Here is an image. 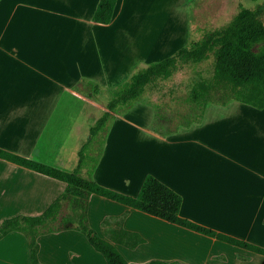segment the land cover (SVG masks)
Returning <instances> with one entry per match:
<instances>
[{
	"label": "rangeland",
	"instance_id": "1",
	"mask_svg": "<svg viewBox=\"0 0 264 264\" xmlns=\"http://www.w3.org/2000/svg\"><path fill=\"white\" fill-rule=\"evenodd\" d=\"M91 1L0 0V39L12 42L21 54L31 58L28 59V67L17 70L20 73L13 79L21 89H15L14 85L8 89L9 83L0 84L8 91L7 99L0 94V105L2 100L9 101L8 97L15 96L22 89H28V95L24 92L22 96L32 98L43 89H49L46 103L55 101V106L58 103L54 115L55 119H61L62 127L54 137V150L48 156L52 160L56 158V163L68 169L76 164L78 150L88 137L89 127L105 109L109 96L107 89L115 87L139 68L200 38L204 31L226 24L239 4L258 8L264 22V0H126L125 12L116 14L114 28L109 30L93 24L91 13L96 1L94 5ZM97 41L101 42L100 52L94 51ZM40 65H44L46 74L42 86L41 77L33 72V67ZM116 66L119 70L112 71ZM107 67L110 71L106 70ZM210 70V61H205L178 71L162 82L161 89L146 91L141 100L111 121L107 134L112 131L123 135L118 159L132 176L144 172L158 177L156 174H163L165 169L179 176L180 168L191 169L195 176H208V180L230 181L238 185L264 182V108L261 112L232 101L222 110L218 104H211L204 113L202 124L186 130L182 126L177 128L187 106L176 97L184 96L192 83L209 75ZM83 75L86 76L79 77ZM81 78L94 81L102 90L93 97L88 96L90 87L80 82ZM58 84H62L61 89ZM58 88L59 94H53V90ZM74 89L81 94H75ZM64 90L84 101L72 98ZM8 108L9 105L5 113ZM156 130L171 131V134L163 135ZM62 154L71 157V164ZM51 155H55L54 158ZM10 167L0 161V184L5 182V174L11 176L8 172L15 171ZM86 172L84 167L82 174L87 175ZM162 176L160 178L164 182ZM167 177L173 179L174 173ZM177 180L179 177L174 181ZM42 183L38 184L48 187ZM99 198L93 195L92 205L98 206ZM9 201V198L0 196V222L21 210L20 207L9 206ZM70 211L65 202L62 213ZM90 225L94 226L93 221ZM111 227H115V221H111ZM12 232L0 242V264H30L26 237L20 232ZM15 235L18 241L11 243L10 238ZM56 235L54 238L60 239L55 241L44 235L41 242L51 244L49 247H60V253L67 255L68 250L82 252L83 258L92 255L93 264H106L103 256L78 230L71 229ZM64 248L70 249L61 250ZM118 249L126 259L131 258L129 249L124 246ZM42 258L46 260L44 255ZM45 264L54 263L47 259Z\"/></svg>",
	"mask_w": 264,
	"mask_h": 264
},
{
	"label": "crops",
	"instance_id": "2",
	"mask_svg": "<svg viewBox=\"0 0 264 264\" xmlns=\"http://www.w3.org/2000/svg\"><path fill=\"white\" fill-rule=\"evenodd\" d=\"M92 1L93 5L95 1L96 3L93 7L91 17L98 3V0ZM126 6V0H116L111 21L107 24L92 21L93 24L104 26L109 30L114 28V18L116 14L118 12L124 13V7ZM72 17L75 18L76 16ZM68 18H70V16ZM11 43L12 42H8L6 39H0V53L3 51V54L0 55V84L7 85L9 83L8 89L13 85L15 89H21L20 84L15 80L13 81V79L20 73L17 72V70H24L28 67V59L31 58L28 55L21 54L16 45H12ZM100 43L101 42L97 41L94 51H101L99 46ZM106 70L110 71L108 67ZM114 70L117 72L119 68L117 66L113 67L112 71ZM33 72L37 74L38 78L39 76L41 77L42 86L44 84V76H46L44 65L33 67ZM84 76L86 75L79 77ZM59 86L61 89L62 84H58V87ZM2 88L3 87L0 86V94H2L3 99H7L6 94H8V91ZM36 89L39 88L36 87ZM60 89L53 90V94H59ZM27 90L28 89H22L16 92L15 96L8 97L9 101H1L0 147L62 169H73L77 164V160L76 164H73L72 168L68 169L60 166V164H58L59 162L56 163V158H54L55 155H51L54 160L50 159L48 156L49 152L54 150L52 144L54 142V137L60 133L62 127L61 119H55L56 117L54 115L55 109L58 108V103L57 106H55V101L54 103L50 101L48 104L46 103L48 99H46L45 96L49 89L47 91L43 89L40 91V94L34 98L22 96L24 92L28 95ZM74 91L75 94H81V92L78 90L76 91V89H74ZM63 92L68 91L64 90ZM12 93L13 92H11V95H13ZM69 93L84 101L71 91H69ZM231 102L232 101L225 106L219 105V107L223 110V108L228 107ZM4 104H6L5 107ZM7 105H9L10 109L8 108L9 110L5 113ZM259 110L262 112L263 109ZM203 122L204 121L193 124L192 128ZM190 127L185 128V130L190 129ZM122 138V134H113L112 131L108 133L105 138L103 152L98 162L92 170L91 162H87V164L82 167L81 174L83 168L86 167L87 175L91 170V178L94 177L93 179L101 185L129 195H136L145 174L142 172L138 176H132L128 168L121 165L118 154L122 147ZM57 154L58 153H56V156ZM62 157L70 164L73 161L70 156L66 157L65 154H62ZM0 161L15 168V171L8 172L11 176L5 174L6 180L0 184V196L5 199L9 198V206L21 208V210H18L20 212L17 214H40L65 187L63 181L4 159ZM167 170L168 169H165L163 174L159 172V174L156 175L158 179L160 175H163L164 183L169 184V187L181 195L180 216L209 227L217 232H222L252 243L254 242L264 247V182L253 185L248 183L238 185L230 181L208 180V176L203 174L195 176L191 172V169L186 170L179 168V176L175 174L176 172H168ZM169 173H174L173 179L167 177ZM177 177H179V180L174 181ZM160 179L162 181V178ZM39 182H43L42 184L48 185V187H42L38 184ZM172 182L173 184H171ZM93 195L97 194H92L88 200L87 219L89 225L93 221L94 226H90L95 229L101 237H105L102 233V228L104 227L102 225L103 220L108 217H116L123 218L122 227L124 229L136 231L145 238L144 243L134 248L126 247L129 249L131 256L130 259L125 258L128 263L164 260L167 262H175L176 264H264V256L261 254L151 216L103 196L97 195L100 196L97 202L98 206H94L92 205ZM126 212L127 215L125 216ZM68 230L71 229L44 235H48L49 238H54L57 236L56 234ZM11 233L13 232H9L1 238L0 242L4 241ZM44 235H40L37 238L39 245V264H45L47 259L51 260L54 264H93L92 255L90 258H83L81 255L82 252H77V254L75 253L76 251L73 252L71 250H68L66 255L58 252L60 247L56 245L51 246L53 247L51 248L49 247L51 244L46 242L43 244L41 240ZM56 239H60V237H56L53 240L56 241ZM10 240L11 243L14 241L17 242L18 237L15 235L11 237ZM114 244L117 249L119 246H123L118 243ZM65 249L70 248L61 250ZM43 255L46 260L42 258ZM139 260L142 262H138Z\"/></svg>",
	"mask_w": 264,
	"mask_h": 264
},
{
	"label": "trees",
	"instance_id": "3",
	"mask_svg": "<svg viewBox=\"0 0 264 264\" xmlns=\"http://www.w3.org/2000/svg\"><path fill=\"white\" fill-rule=\"evenodd\" d=\"M115 4L116 0H98L91 20L97 23H109ZM259 13L258 8H247L239 4L237 11L226 24L204 31L200 38L191 40L169 56L139 68L115 87L107 89L109 96L105 109L89 127L88 137L78 150L77 164L73 169H62L0 147L1 159L65 183L63 191L40 214H17L1 220L0 239L12 231L22 233L27 239L30 264H39L37 238L40 235L65 229L81 232L94 250L103 256L106 264H176L164 260L128 263L114 243L134 248L144 243L145 238L136 231L124 229L123 218L116 217L103 220L105 237H101L89 225L87 219L88 200L92 194H97L264 256L263 246L217 232L180 216L181 195L150 173L145 174L136 195L101 185L90 176L91 170L103 152L106 134L116 115L127 112L141 100L146 91L161 89L163 81L186 67H194L205 61H210L211 64L209 75L199 77L184 96L176 97L187 106V112L182 116L177 128L181 126L188 128L193 124L201 123L204 113L211 104L225 106L230 101H238L256 109H263L264 22ZM80 82L89 85L90 97L102 90L92 80L81 78ZM65 93L74 99L77 98L69 92ZM157 132L166 135L171 131ZM88 160L92 167L88 175L84 176L81 174V169ZM65 202L70 207V213H62ZM111 221H115V227H111Z\"/></svg>",
	"mask_w": 264,
	"mask_h": 264
}]
</instances>
